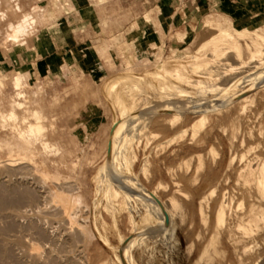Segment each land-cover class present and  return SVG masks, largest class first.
<instances>
[{
    "label": "rangeland",
    "instance_id": "1",
    "mask_svg": "<svg viewBox=\"0 0 264 264\" xmlns=\"http://www.w3.org/2000/svg\"><path fill=\"white\" fill-rule=\"evenodd\" d=\"M19 2L14 9L13 4ZM0 3L1 6L2 3H10L6 11H1L2 19L11 13V16L25 18L29 30L37 27L38 21L28 12L22 15V11L25 6L29 7L27 4H31L32 12L39 10L38 0H0ZM18 21L19 19L8 22L9 28L10 24ZM237 31L246 35L241 36ZM232 32L243 48V60L232 76L243 82L241 87H236L230 94L207 93L210 83L221 80L216 76H195L191 82L157 77L156 89L149 88L148 93L138 90L134 95L124 94L128 104L133 105V111L125 117L120 115L116 101L122 92L118 90L111 95L109 91L117 79L129 77L139 80L138 77L142 76L144 81L150 73L172 69L174 63H189L193 59L192 54H198L196 49L186 55L181 51L177 59L155 57L148 63L151 66L155 64L154 68L129 66L127 71L122 72V76H115L106 84L103 94L111 97V100L80 101L78 116L75 115L76 106L71 102L62 104L55 100L39 102L30 99H0V109L14 110L17 113L15 120L2 122L0 119V161L21 155L26 157L24 163L32 159L40 172L45 171L50 177L57 175L62 182L72 181L78 184V188L72 193L74 211L89 238L86 242L77 243L68 254L73 260L71 264H89L88 249L96 241L109 246L116 262L122 264L118 250L134 237L141 240L128 248V257L133 264H166L165 260H171L174 264H186L185 256L189 255L187 246L192 241L195 242L192 261H196L209 235L203 228L199 214L201 199L212 187L217 186V195L210 200V207L207 208L211 231L215 208L223 199L224 193L233 192L238 186V173L242 167L256 153H264V63L249 68L247 64L251 54L246 45V42L252 44V41H257L264 46V33L257 24L243 25ZM254 69L258 70L251 75L250 72ZM195 80H200L201 83ZM154 93H161L166 97L165 101L154 102L150 99ZM248 95L255 96V99L250 97L243 102L242 99ZM212 104L215 106L205 108ZM243 104L248 106L246 112L241 109ZM35 111L38 112L37 115L34 114ZM202 115H206L205 119ZM173 118L177 120V124L170 126ZM36 123L42 128L40 133L34 134L29 131V127ZM193 124L201 129L196 137L191 136ZM127 126L130 129L127 144L120 150L115 165L126 176V164L132 163L135 176L131 178L133 188L128 199L107 179L99 180L101 169L108 164L110 158H114V153L111 152L112 133L119 127L125 129ZM260 130L263 135H260ZM153 133L156 136H152ZM205 142L208 145L216 143V149L219 145L224 148L218 171H214L211 166L215 162L214 155L209 154ZM202 144L204 146H200ZM199 154H202L203 161L202 167L197 171ZM232 156H236V161L228 169V161ZM13 164L17 163L11 162ZM26 164L16 166L23 169V172L4 176V179L10 178L14 182L24 178L36 182V175ZM37 185L43 184L39 182ZM47 186L50 193L57 189L65 192L68 188V185H62L63 188L55 186L51 179ZM191 192L194 196L190 195ZM172 198H177L185 211L183 220L175 218L176 234L171 235L170 229L165 230L163 227L158 228L159 232H155L157 228L152 229L155 232L153 237L134 234L131 217L141 231L144 222L149 226L154 220L161 218L167 208L163 201H170ZM153 204L159 205L161 215H148L147 208ZM132 206L135 212L131 211ZM112 239L117 244H109ZM172 251L175 256L165 259L167 254H173ZM233 262L239 264L234 244L229 241L228 235H224L218 253L202 260L201 264Z\"/></svg>",
    "mask_w": 264,
    "mask_h": 264
},
{
    "label": "bare ground",
    "instance_id": "2",
    "mask_svg": "<svg viewBox=\"0 0 264 264\" xmlns=\"http://www.w3.org/2000/svg\"><path fill=\"white\" fill-rule=\"evenodd\" d=\"M34 18V17H32ZM146 23H135L134 27L138 32L145 28ZM11 34L9 39L18 40L21 35L26 34L29 29L25 18L19 19L15 24H10ZM235 28L219 29L215 35L204 40L198 47V54H192V61L187 64L174 63L172 69L160 70L150 73L146 80L139 76V80L129 77H120L110 87L111 95L120 90L122 94L117 96L118 112L121 116H128L133 111V105H129L126 96L134 95L138 90L148 93V89H156L155 78L164 79H184L187 82L193 81L192 78L216 76L220 78L216 83H210L208 92L216 94H230L236 87H241L240 79L235 80L232 74L238 68L243 60V48L240 40L235 36L232 30ZM241 36L246 35L237 31ZM250 51V60L247 64L251 69L264 63V46L257 41L252 44L246 42ZM252 45V46H251ZM253 48V49H252ZM163 42H160L159 52L156 59L162 58ZM183 54H188L187 51ZM179 56L175 53L172 58ZM258 69L251 71V75ZM201 83L200 80H195ZM264 84V80L262 81ZM257 84V83H256ZM155 86V87H154ZM206 93V94H207ZM145 94V93H144ZM248 95L243 102L248 100ZM161 93H154L150 99L156 103L165 101ZM252 100L255 99L251 97ZM147 102V98L144 99ZM214 104L205 108L213 107ZM247 104L242 105V111L246 112ZM193 108V107H192ZM194 108H204L194 106ZM38 114V112H34ZM205 114V113H204ZM206 115H202L205 119ZM17 113L14 110L5 111L0 109V119L2 122L15 120ZM25 119V118H24ZM175 118L170 122V126H175ZM42 126L39 123L31 124L29 131L31 133H40ZM129 127L114 130L111 135L113 142L112 150L114 158H110L108 164L103 167L99 173V180L111 182L122 191L126 198L131 197L130 192L133 188L131 178L135 176L132 163L128 162L126 176H123L116 168L115 160L120 155V150L127 144ZM197 124L192 125L191 136L196 137L200 132ZM260 135L263 131L260 130ZM152 136H156L155 133ZM210 155H214V161L221 157V152L211 147ZM200 156L199 168L202 167V154ZM21 155L11 156L6 161H0V264H71L69 253L79 242H86L89 238L87 232L82 228L76 218L74 211V201L72 193L78 188V184L70 181L62 182L60 177L55 175L50 177L45 171L40 172L30 159L26 163ZM243 158V156H242ZM236 156H232L228 161L227 168L233 167ZM11 162L17 163L11 165ZM19 164H26L36 175L35 181L22 178L20 181L11 182V179H4L12 174L21 173L23 169L17 168ZM23 172V171H22ZM55 186L68 185L67 190H54L49 192L47 182ZM43 185H37L38 183ZM238 186L233 192L226 191L223 199L218 203L214 211V224L210 231L209 216L207 208L210 207V200L217 195V186L212 187L201 199L199 214L202 218L203 228L209 233L198 258L194 264H201V261L218 253L224 235H228L229 241L234 244V250L239 264H264V153H256L255 156L238 173ZM162 183L160 182L159 185ZM143 189V188H142ZM145 189V188H144ZM189 196V194L183 192ZM166 210L160 219L147 226L143 223L141 231L136 227L133 217L131 223L134 226V234H143L151 236L159 232L158 228L170 229V234H176L175 218L183 220L185 211L177 198L170 201H163ZM131 211H136L132 206ZM149 216L161 215L159 205H149L147 208ZM234 220V221H232ZM193 224H191L192 226ZM165 226V227H164ZM190 226V227H191ZM157 228V229H156ZM152 229H156L155 232ZM168 229V230H169ZM152 235L151 237H153ZM200 234H198V238ZM141 239L134 237L132 241L124 244L118 250L122 264H133L128 257V248L134 242ZM173 245V244H172ZM175 246V245H174ZM173 246V247H174ZM195 247V242H190L187 246L188 254L191 255ZM227 255V253H226ZM231 264H234L231 263Z\"/></svg>",
    "mask_w": 264,
    "mask_h": 264
},
{
    "label": "crops",
    "instance_id": "3",
    "mask_svg": "<svg viewBox=\"0 0 264 264\" xmlns=\"http://www.w3.org/2000/svg\"><path fill=\"white\" fill-rule=\"evenodd\" d=\"M38 1L39 10L32 12L27 4L22 11L38 21L37 27L18 40L7 39L8 22L21 18L0 16V99L71 102L76 116L80 101L111 100L103 94L106 84L129 66L154 68L148 63L159 52L160 42L162 58L171 59L181 51L195 52L219 29L257 24L264 33V0ZM8 5L0 3V15ZM137 22L147 24L141 32L134 27ZM205 145L209 151L217 144ZM217 150L221 157L211 163L214 171L224 155L222 145ZM109 244L117 243L112 239ZM172 253L165 259L175 256ZM193 255L185 256L186 264L196 262ZM87 259L89 264H118L102 241L91 244Z\"/></svg>",
    "mask_w": 264,
    "mask_h": 264
}]
</instances>
